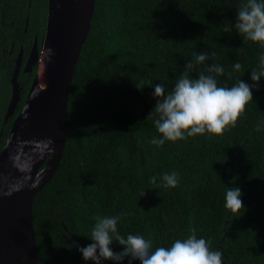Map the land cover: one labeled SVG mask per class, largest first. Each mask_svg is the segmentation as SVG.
Masks as SVG:
<instances>
[{"label":"trees","instance_id":"16d2710c","mask_svg":"<svg viewBox=\"0 0 264 264\" xmlns=\"http://www.w3.org/2000/svg\"><path fill=\"white\" fill-rule=\"evenodd\" d=\"M238 3L96 0L71 85L63 157L33 202L39 264H86L76 242H91L92 218L121 212L122 234H142L154 247L170 246L195 228L222 251L223 264H264V132L255 130L264 120V78L236 126L222 135L162 148L147 142L159 136L148 117L156 103L149 82L171 91L180 66L198 52L215 51V62L225 67L221 86L253 83L251 70L264 49L244 44L235 31L223 33L224 25L235 23ZM48 11L49 0H0V152L36 74L37 66L30 73L24 65L36 39L41 46ZM22 50L21 99L6 119ZM237 60L238 71L231 67ZM173 170L180 175L176 188H153L151 176ZM237 186L246 207L229 213L225 191ZM112 247L122 249L117 242Z\"/></svg>","mask_w":264,"mask_h":264},{"label":"clouds","instance_id":"9594fccd","mask_svg":"<svg viewBox=\"0 0 264 264\" xmlns=\"http://www.w3.org/2000/svg\"><path fill=\"white\" fill-rule=\"evenodd\" d=\"M236 10L235 23L224 25L223 33L235 31L244 44L252 42L264 49V0H239ZM215 57V51L205 50L187 60L180 66L183 70L176 76L171 91L162 82L155 85L149 82L156 103L148 117L153 118L159 136L151 137L148 143L162 148L166 142L175 143L197 135H222L236 126L246 106L254 101L253 90H259L264 78V51L258 55V68L251 70L253 83L239 79L231 87L218 82L219 77L225 75V67L215 62ZM231 67L238 71L241 63L237 60ZM255 130L264 132V120L257 122ZM150 183L157 189L176 188L180 175L175 170L164 172L151 176ZM243 196L239 186L226 189L224 207L229 213L246 207ZM124 215L123 212L98 214L92 218L94 223L87 234L91 242L78 248L86 264L89 261L92 264H105V261L123 264L125 259L127 264L134 261L139 264H223L222 251L213 249L211 240L198 237L195 228L189 229L186 236L174 239L170 246L154 247L153 240L142 234H122L119 225ZM114 242L122 246L120 251L113 249Z\"/></svg>","mask_w":264,"mask_h":264},{"label":"water","instance_id":"95a60500","mask_svg":"<svg viewBox=\"0 0 264 264\" xmlns=\"http://www.w3.org/2000/svg\"><path fill=\"white\" fill-rule=\"evenodd\" d=\"M96 0H49L46 31L25 66L37 71L26 102L0 152V264H39L33 224L36 194L56 174L65 149L68 103L75 68L95 13ZM50 28L54 29L56 65L43 88L39 64ZM20 52L13 72V90L6 119L21 99ZM79 247L82 245L76 242Z\"/></svg>","mask_w":264,"mask_h":264},{"label":"bare ground","instance_id":"6f19581e","mask_svg":"<svg viewBox=\"0 0 264 264\" xmlns=\"http://www.w3.org/2000/svg\"><path fill=\"white\" fill-rule=\"evenodd\" d=\"M48 33V39L42 48L43 52L39 64V78L43 88L50 82L56 65V43L54 47L52 45L55 42L54 29L50 28Z\"/></svg>","mask_w":264,"mask_h":264},{"label":"flooded vegetation","instance_id":"af4514ba","mask_svg":"<svg viewBox=\"0 0 264 264\" xmlns=\"http://www.w3.org/2000/svg\"><path fill=\"white\" fill-rule=\"evenodd\" d=\"M22 51H23V50H22ZM27 61H28V59H27ZM27 61H26V63H27ZM26 63H25V65H24V70H25ZM27 72H30V71H27ZM30 73H31V72H30Z\"/></svg>","mask_w":264,"mask_h":264},{"label":"rangeland","instance_id":"374dc122","mask_svg":"<svg viewBox=\"0 0 264 264\" xmlns=\"http://www.w3.org/2000/svg\"><path fill=\"white\" fill-rule=\"evenodd\" d=\"M47 26V25H46Z\"/></svg>","mask_w":264,"mask_h":264}]
</instances>
